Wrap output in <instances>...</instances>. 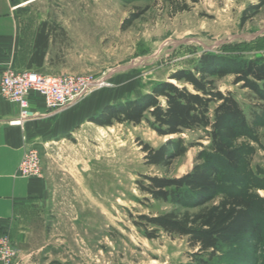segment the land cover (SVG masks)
<instances>
[{"label":"rangeland","instance_id":"rangeland-1","mask_svg":"<svg viewBox=\"0 0 264 264\" xmlns=\"http://www.w3.org/2000/svg\"><path fill=\"white\" fill-rule=\"evenodd\" d=\"M30 1L14 4L24 7L26 21L45 23L57 36L55 61L40 74L92 83L74 105L91 94L101 104L136 99L177 71H194L202 55L229 69L247 60L264 64V6L254 15L247 12L241 23L243 12L258 0H33L27 5ZM233 78L216 79L215 85L236 99L248 134L233 144L241 154L239 167L218 166L226 191L245 189L262 199L255 214L262 241L239 237L213 262L264 264V102L233 85ZM200 136L180 137L206 146ZM178 137H159L144 123L100 128L84 120L37 146V175L22 177L20 163L17 168L18 177L34 181L33 196L0 233L13 250L0 264H194L195 251L185 238L160 232L149 240L134 224L141 215L202 213L224 197L195 207L154 201L138 191L142 176L180 177L191 170L202 150L197 145L159 167L145 163L141 144L157 149Z\"/></svg>","mask_w":264,"mask_h":264},{"label":"trees","instance_id":"trees-1","mask_svg":"<svg viewBox=\"0 0 264 264\" xmlns=\"http://www.w3.org/2000/svg\"><path fill=\"white\" fill-rule=\"evenodd\" d=\"M263 6L264 0H258L257 4L246 8L241 23L245 22L247 12L254 15ZM38 31H46V24L42 23ZM41 34L36 37V45L47 46L48 38ZM41 57L42 54L36 58V63ZM227 75L234 76L233 85L250 90L264 102V64L247 60L229 69L215 57L202 55L194 71H177L169 82L156 84L149 93L104 105L98 114L87 119L100 128L144 123L159 137L179 136L157 149L141 144L149 166L159 167L169 157L177 159L194 145L202 148L188 173L180 177L142 176L137 189L154 201L174 205L198 207L217 195H223L222 200L202 213L170 211L156 216L141 215L138 216L140 223H134L143 228L142 234L149 240L160 232L185 238L188 247L195 251L191 255L196 258L194 264H214L216 255L232 246L239 237L256 243L262 241L261 227L255 218L262 199L245 189L226 191L218 166L224 165L230 170L239 167L241 154L233 144L248 134L246 117L236 99L230 93L220 92L215 85L216 79ZM197 132L202 133L197 140L205 141L206 146L199 142L187 143L180 137Z\"/></svg>","mask_w":264,"mask_h":264},{"label":"crops","instance_id":"crops-1","mask_svg":"<svg viewBox=\"0 0 264 264\" xmlns=\"http://www.w3.org/2000/svg\"><path fill=\"white\" fill-rule=\"evenodd\" d=\"M14 3L16 0H0V75L8 68L46 71V66L55 61L51 56L57 37L55 31H38L41 23L26 21L24 7ZM40 32L43 38L47 36V46L36 45ZM41 54L40 62L36 63ZM99 100L97 95L91 94L72 107L51 112L39 95L30 93L27 102L33 117L16 125L17 104L0 96V233L12 223L17 207L33 196L34 181L22 179L17 173L24 152L66 134L98 114L107 105Z\"/></svg>","mask_w":264,"mask_h":264},{"label":"built area","instance_id":"built-area-1","mask_svg":"<svg viewBox=\"0 0 264 264\" xmlns=\"http://www.w3.org/2000/svg\"><path fill=\"white\" fill-rule=\"evenodd\" d=\"M91 84L87 80L70 75L48 76L31 70L17 71L8 68L0 75V96L17 104L19 119L14 124L20 125L33 117L28 110L27 96L30 93L39 95L48 110L58 112L77 103ZM38 163L37 151L26 150L19 165V174L22 177L37 175ZM12 255L13 250L8 236L1 235L0 260L7 263Z\"/></svg>","mask_w":264,"mask_h":264}]
</instances>
